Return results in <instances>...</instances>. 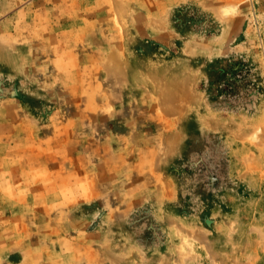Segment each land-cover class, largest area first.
<instances>
[{
    "label": "rangeland",
    "instance_id": "374dc122",
    "mask_svg": "<svg viewBox=\"0 0 264 264\" xmlns=\"http://www.w3.org/2000/svg\"><path fill=\"white\" fill-rule=\"evenodd\" d=\"M0 264H264V0H0Z\"/></svg>",
    "mask_w": 264,
    "mask_h": 264
}]
</instances>
